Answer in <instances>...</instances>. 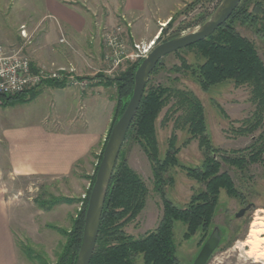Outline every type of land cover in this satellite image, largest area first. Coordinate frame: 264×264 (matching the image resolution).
<instances>
[{
    "label": "rangeland",
    "instance_id": "1",
    "mask_svg": "<svg viewBox=\"0 0 264 264\" xmlns=\"http://www.w3.org/2000/svg\"><path fill=\"white\" fill-rule=\"evenodd\" d=\"M62 1L88 16L92 28L91 36L95 37L94 40L91 39L92 43L72 44L58 22L59 43L62 44L60 47L57 44L58 33H54L55 29L45 28L43 23L38 22L43 13L42 0H0V41L7 47L22 49L30 60V47L33 42L32 44L37 46V55L44 57V60L56 58L60 62L37 67L31 60L34 70L45 68L54 72L65 67L61 72L76 74L80 81H87L88 84L78 87L65 81L64 87L49 85L52 88L42 91L38 87L33 95L30 92L25 96V100H8L10 103L2 107L5 110L1 115L7 119L0 117V120H34V124L41 121L45 127L54 130H98L103 132V139L79 157L64 175L33 174L11 178L5 174L0 179V186L9 206L18 253L17 264H40L35 257L39 255L45 257L49 264H56L62 243L66 240L63 231L72 227L73 220L85 207L84 200L90 196L96 170L101 161L100 155L104 151L117 110L116 88L99 83H103L106 78L115 79L130 63H141L153 40H156V45L176 33L183 25L190 26L181 33L194 29L202 23H196L198 21L195 17L201 12L211 14L222 0H201L194 6L192 3L195 0H146L145 8L134 12L124 10L125 0ZM31 4L34 8V22L29 20L27 23L29 22L30 26H20V22L27 20L25 16L31 10ZM234 26L243 37L255 43L264 61V33L256 32L252 26L238 21ZM119 28L122 30H118ZM43 30L55 34L52 43L40 37ZM112 33H119L117 38L127 56L121 58L112 72H108L110 64L107 57L112 56L115 51V46L107 41L108 35ZM51 44L60 47L56 55L48 48ZM118 48L119 51L122 50L120 43ZM79 51L89 55L95 65L86 70V73H79L76 69V61L85 68L82 57L76 55ZM135 53L139 56H132ZM183 60L188 64L197 65L204 61V57L194 48L171 52L163 57L162 63L149 80L155 85L164 84L172 86V89L189 91L199 99L204 112L206 140L202 139V135L190 132L188 109L183 107L181 95L172 94L156 120L160 156H165L172 141L177 149V163L164 174L165 183L161 189L155 187L153 163L145 148L132 138L125 141L121 156L141 175L148 187L144 207L133 220L126 223L125 231L138 237L155 229L163 216L165 198L179 207L189 204L192 197L206 187V182L193 176L191 169L200 168L206 157L213 154L220 163V172L231 176L238 196L221 189L211 228L204 238L201 231L189 238L185 237L186 224L181 220L175 221L174 234L179 264L193 263L215 226L220 228L221 242L207 264H264V259L257 258L256 255L264 252V243L260 244L256 253H250L252 246L248 243L253 238L252 230L262 227L257 222L264 217V157L261 161L248 163L244 168L224 159L226 156H248L255 140L264 131V106L262 110L259 108L258 98L253 96V87L247 83L237 84L233 79H227L205 89L190 70L181 66ZM91 85H96L98 90L95 93L96 101L88 103L82 98L83 101L78 103L69 93L73 90L68 86L78 87L83 92ZM97 85L101 87L98 88ZM0 100L3 102V98L0 97ZM107 116L110 120L105 122ZM0 149V155H3L4 144ZM51 195L62 197L64 200L50 209L37 202L38 198L49 199ZM247 205L249 207L244 213L237 216ZM258 235L262 238L264 232H259ZM135 264L145 263L142 257L138 256Z\"/></svg>",
    "mask_w": 264,
    "mask_h": 264
},
{
    "label": "trees",
    "instance_id": "2",
    "mask_svg": "<svg viewBox=\"0 0 264 264\" xmlns=\"http://www.w3.org/2000/svg\"><path fill=\"white\" fill-rule=\"evenodd\" d=\"M200 1L195 0L192 5H196ZM209 14L206 12L198 14L195 17L198 21L196 23L206 20ZM172 20L173 18L169 23ZM237 21L252 26L256 32L264 33V0H242L230 18L211 35L184 47L194 48L204 57V61L201 64L191 65L183 60L181 66L190 70L205 89L227 79H233L237 84H250L253 87V96L258 98L259 108L262 110L264 106V61L260 57L255 43L243 37L235 29L234 24ZM189 26H180L176 33H172L165 39L180 34ZM160 39L163 38L160 36ZM162 59L157 63L152 73L158 69ZM139 64L140 61L130 63L115 79L106 78L105 81H102L103 83H99L113 85L116 88L115 109L117 110L112 126L129 102L135 84V72ZM46 84L54 87L66 85L65 81L58 80H50ZM37 88L15 95H0V97L5 100L4 102L11 99L25 100V96L30 92L33 95ZM172 88V86L164 84L155 85L148 80L140 107L125 139L126 141L132 138L140 142L147 151L153 163L157 189H161L165 183L164 174L177 163L175 155L177 149L174 148L173 141L165 156H160L156 129L158 114L172 94L181 95V103L188 109L187 120L190 122V132L200 134L202 139L206 140L204 135L206 131L205 118L201 102L189 91ZM258 117L261 119V115L258 114ZM121 153L122 149L104 204L96 248L90 264H135L138 256L142 257L145 264H179L174 234L175 221L181 220L186 224L185 237L189 238L197 231L202 232L203 238L206 237L219 203L221 189H226L229 194L238 196L231 176L226 172H220V163L213 154L206 157L200 168L191 169L193 176L206 182L205 189L194 195L185 207H179L165 198L164 212L158 226L144 235L136 237L125 231V225L128 221L133 220L144 207L148 187L141 175L123 159ZM262 157H264V131L255 140L248 156H226L224 159L239 168H244L248 163L261 161ZM169 181H171V177ZM62 200H64L62 197L51 195L49 199L38 198L37 202L42 207L50 209ZM88 200L89 196L84 200L85 207L73 220L72 227L63 231L66 240L62 243L56 264L76 263L83 237ZM35 257L40 264H49L45 257L41 255Z\"/></svg>",
    "mask_w": 264,
    "mask_h": 264
},
{
    "label": "crops",
    "instance_id": "3",
    "mask_svg": "<svg viewBox=\"0 0 264 264\" xmlns=\"http://www.w3.org/2000/svg\"><path fill=\"white\" fill-rule=\"evenodd\" d=\"M71 2V1H69ZM42 16L38 22L43 23L45 28L55 29L54 33H58L57 44L59 43V25L61 23L62 29L65 31L67 37L74 45L92 43L90 27L91 23L88 16L81 12L76 7L67 4L62 0H42ZM146 0H125L124 10L126 12L140 11L145 8ZM31 10L25 16V22L22 24H29L27 21L31 20L33 23V5H30ZM30 26V24L28 25ZM31 28V27H30ZM33 29H36L32 27ZM31 28V29H32ZM57 30V31H56ZM40 37L50 41L54 38L55 34L46 30L42 31ZM1 34V31H0ZM44 42H46L44 40ZM31 42V60L37 67L49 65L54 63H60L56 58H50L44 60V57L35 53L37 46ZM52 43V42H51ZM59 46L51 44L48 48L50 52L57 54ZM79 48V47H78ZM77 48V49H78ZM56 53V54H55ZM80 58L84 60L85 68L79 65V61H76L77 71L79 73H86L89 68L95 67L91 62V57L85 53H77ZM73 63V62H72ZM74 64V63H73ZM98 86V85H97ZM71 87L69 93L78 100V103L92 102L97 100L95 93L98 91L96 85H91L86 91H81L78 87ZM101 86H98L100 88ZM41 91L44 89L52 88L48 84L40 86ZM61 89V88H59ZM40 91V90H39ZM40 91V92H41ZM30 92V91H29ZM0 102V117L5 110V107L10 103ZM1 118H6L1 117ZM0 118V119H1ZM7 119V118H6ZM0 120V142L4 144L5 153L0 155V179L7 174L11 178H15L20 175H64L66 174L73 163L86 152H88L97 142L103 139V132L98 130H80L76 128H69L68 130H54L45 127L41 121L34 124V120H22L20 122H10ZM95 119V118H93ZM107 116L105 122H108ZM110 120V119H109ZM0 145V147H1ZM2 149H0V153ZM6 158V160H4ZM6 161L4 164L2 162ZM18 253L15 242L14 231L11 226V217L9 212V206L5 199L3 188L0 186V264H17Z\"/></svg>",
    "mask_w": 264,
    "mask_h": 264
},
{
    "label": "water",
    "instance_id": "4",
    "mask_svg": "<svg viewBox=\"0 0 264 264\" xmlns=\"http://www.w3.org/2000/svg\"><path fill=\"white\" fill-rule=\"evenodd\" d=\"M242 0H222L216 9L194 29L156 44L142 59L135 72L132 95L124 111L114 123L107 139L96 179L91 188L85 211L83 237L75 264H90L99 235L104 204L111 187L112 176L128 130L138 112L148 80L157 63L167 54L187 47L211 35L227 21ZM242 208L241 216L248 208ZM220 228L215 226L192 264H207L221 242Z\"/></svg>",
    "mask_w": 264,
    "mask_h": 264
},
{
    "label": "built area",
    "instance_id": "5",
    "mask_svg": "<svg viewBox=\"0 0 264 264\" xmlns=\"http://www.w3.org/2000/svg\"><path fill=\"white\" fill-rule=\"evenodd\" d=\"M118 30L122 29L119 28ZM117 34L112 33L107 37V41H109L108 44H113L115 46L114 54L110 57L108 55L107 57L108 64H110L108 72H112L122 60L121 58L127 56L125 55L121 41L117 38ZM119 43L122 46L121 51H119L118 48ZM155 43L156 40H153L150 43L149 48L146 49V55L155 46ZM132 56H139V54L135 53ZM109 59L112 60L109 61ZM61 70H65V67L54 72L48 71L45 68L34 70L30 57L25 54L22 49L17 47H7L0 41V95L7 96L19 94L40 87L50 80L66 81L67 83L78 87H82L81 85L86 86L88 84L87 81H80L79 76H75L76 74H64Z\"/></svg>",
    "mask_w": 264,
    "mask_h": 264
},
{
    "label": "bare ground",
    "instance_id": "6",
    "mask_svg": "<svg viewBox=\"0 0 264 264\" xmlns=\"http://www.w3.org/2000/svg\"><path fill=\"white\" fill-rule=\"evenodd\" d=\"M257 224L259 225V226H264V217H261L260 218V221L259 222H257ZM259 228V229H257V230H255V229H253L252 230V236H253V238L251 239V240H249L248 241V243H250L251 244V246H252V250L250 251V253H256L255 251H256V249L257 248H259L260 247V244L263 242L264 243V237H259V232H264V227L263 228ZM256 255H257V258H261V259H264V252H262V253H256ZM256 260H258V259H256Z\"/></svg>",
    "mask_w": 264,
    "mask_h": 264
},
{
    "label": "flooded vegetation",
    "instance_id": "7",
    "mask_svg": "<svg viewBox=\"0 0 264 264\" xmlns=\"http://www.w3.org/2000/svg\"><path fill=\"white\" fill-rule=\"evenodd\" d=\"M263 211V210H262Z\"/></svg>",
    "mask_w": 264,
    "mask_h": 264
}]
</instances>
